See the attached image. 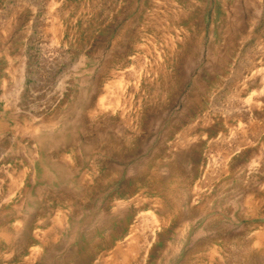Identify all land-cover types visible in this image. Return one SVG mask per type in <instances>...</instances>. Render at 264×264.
Returning <instances> with one entry per match:
<instances>
[{"label": "rangeland", "instance_id": "374dc122", "mask_svg": "<svg viewBox=\"0 0 264 264\" xmlns=\"http://www.w3.org/2000/svg\"><path fill=\"white\" fill-rule=\"evenodd\" d=\"M0 264H264V0H0Z\"/></svg>", "mask_w": 264, "mask_h": 264}, {"label": "bare ground", "instance_id": "6f19581e", "mask_svg": "<svg viewBox=\"0 0 264 264\" xmlns=\"http://www.w3.org/2000/svg\"><path fill=\"white\" fill-rule=\"evenodd\" d=\"M127 248H128V247H127ZM136 248H137V247H136ZM136 248H135V249H136ZM132 250H133V249H130L129 251H132Z\"/></svg>", "mask_w": 264, "mask_h": 264}]
</instances>
